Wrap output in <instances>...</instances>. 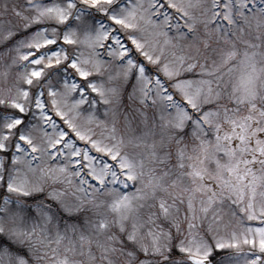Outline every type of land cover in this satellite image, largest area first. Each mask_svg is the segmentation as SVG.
Segmentation results:
<instances>
[{"label":"snow or ice","instance_id":"snow-or-ice-1","mask_svg":"<svg viewBox=\"0 0 264 264\" xmlns=\"http://www.w3.org/2000/svg\"><path fill=\"white\" fill-rule=\"evenodd\" d=\"M0 264H264V0H0Z\"/></svg>","mask_w":264,"mask_h":264}]
</instances>
